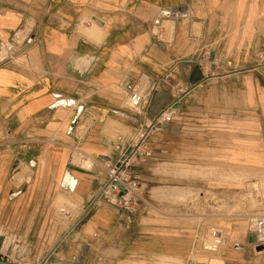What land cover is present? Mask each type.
<instances>
[{"label":"crops","instance_id":"1","mask_svg":"<svg viewBox=\"0 0 264 264\" xmlns=\"http://www.w3.org/2000/svg\"><path fill=\"white\" fill-rule=\"evenodd\" d=\"M4 40L0 223L23 219L53 264H192L201 225L191 247L187 216L176 236L168 221L133 231L131 213L97 198L164 108L171 120L150 131L137 170L156 188L196 187L230 208L264 175V0H0ZM131 84L145 90L138 110L125 104ZM22 169L28 179L12 181ZM227 232L203 264H264L248 229L232 222Z\"/></svg>","mask_w":264,"mask_h":264},{"label":"rangeland","instance_id":"2","mask_svg":"<svg viewBox=\"0 0 264 264\" xmlns=\"http://www.w3.org/2000/svg\"><path fill=\"white\" fill-rule=\"evenodd\" d=\"M19 32L14 36V39L20 43L21 37H19ZM11 46L8 41H0V59L9 52L8 49ZM146 80L143 79L139 82L138 86L143 88L146 85ZM125 104L129 106L127 97ZM138 137H135L137 140ZM134 142V140H133ZM143 148L141 147V152ZM83 156V155H78ZM146 157L136 158L129 161L126 169H120L118 172L124 177H128L136 182L134 190L136 195L132 197L131 203L128 205V208H122L117 204L119 209L124 210L125 212L131 213L132 217H135L133 225V231H138L141 228L147 225H150V222H156L160 225V222L173 223L174 235H179L176 233V225L180 223L181 216L185 215L188 217L189 221V231H190V241H192L191 247L193 245V233H195L196 226L201 225V228H198L197 237L195 239L194 248L189 253L188 258L192 261V264H203V261L206 259H211L213 257H218L221 249L226 245L228 239L229 226L232 222L238 223V225H243L244 230L250 232V224L253 218L256 215L264 214V175H260L259 181H255L253 184H247L243 188L242 192L244 193V201H237L233 204V207H222L220 204H214L213 202H204L208 197H215L214 195H209L210 192L205 190H199L198 188L190 189L186 192H172L171 190H165V187H155L157 180H149L150 172L147 170L145 173L139 174L138 165L140 163L147 161ZM138 163V164H137ZM92 166V163L90 167ZM111 169V167L109 168ZM16 172V171H15ZM14 172V173H15ZM21 175L16 179L15 177L12 181L16 180L19 182V179L22 181L28 179L29 172L27 169H22L20 171ZM163 177H158L160 180H164V173L162 172ZM133 175H136L134 178ZM140 175V176H139ZM143 176V177H142ZM142 177V178H141ZM147 177V179H145ZM145 182L146 185L142 183ZM159 182V181H158ZM158 189V190H156ZM103 199V197H101ZM189 198V199H188ZM106 199V198H105ZM187 200L188 203H187ZM71 208H65V210H70ZM56 217L48 218L46 221L52 225L56 220L61 216L59 213V208H56ZM207 215V219L204 224L203 216ZM168 216V219L166 218ZM12 225L6 226L4 224L5 219H2L3 223H0V259L8 260L18 264H53V256H50L52 249H39L36 246V243L33 241V234L31 232L28 234V239L25 238L26 234L25 228L22 227V224H19L23 219L13 218ZM145 222V223H142ZM147 222V223H146ZM204 226V227H203ZM138 227V228H135ZM202 231V232H201ZM219 231V232H217ZM213 232H217L216 235H213ZM148 235V234H147ZM252 235V234H251ZM45 236V235H44ZM48 236V235H47ZM55 238L52 234H49L47 240H52ZM7 244V246H5ZM257 254H264V245H259L256 248ZM85 251H78V261H82ZM89 253L90 251H86ZM94 255H97L99 251L93 250ZM146 252H149L146 250ZM143 255V252H142ZM137 258L139 254H136ZM37 259V261H35ZM144 261L140 263L143 264ZM173 264H184L181 260H174Z\"/></svg>","mask_w":264,"mask_h":264},{"label":"built area","instance_id":"3","mask_svg":"<svg viewBox=\"0 0 264 264\" xmlns=\"http://www.w3.org/2000/svg\"><path fill=\"white\" fill-rule=\"evenodd\" d=\"M126 97L129 101V107L133 110H138L145 98V90H140L135 85L131 84L127 86ZM173 114V109L170 107L162 109L157 115H155L150 123V125L139 135L138 141L130 146V151L127 155H122L116 165L110 166L108 169V179L102 185L100 192L97 196L112 200L115 204L122 208H128L131 203L132 197L136 195L134 186L136 182L128 177H124L118 171L126 169L129 161L141 157H149L150 150L147 143V137L152 129H155L157 124L166 123L171 120ZM143 150L141 152V148ZM126 151V150H125ZM124 151V152H125ZM124 154V153H123ZM109 167V168H110ZM121 190L124 193L121 194ZM250 233L255 238V245H264V214L256 215L250 224ZM219 232V231H217ZM217 232H213L216 233Z\"/></svg>","mask_w":264,"mask_h":264},{"label":"water","instance_id":"4","mask_svg":"<svg viewBox=\"0 0 264 264\" xmlns=\"http://www.w3.org/2000/svg\"><path fill=\"white\" fill-rule=\"evenodd\" d=\"M129 151H130V148H127L123 155H127ZM122 193H124V190H121V194ZM249 241L251 243H255V238H254L253 235H250ZM0 264H18V263H14V262H11V261H8V260L0 259Z\"/></svg>","mask_w":264,"mask_h":264},{"label":"bare ground","instance_id":"5","mask_svg":"<svg viewBox=\"0 0 264 264\" xmlns=\"http://www.w3.org/2000/svg\"><path fill=\"white\" fill-rule=\"evenodd\" d=\"M127 101H128V99H127ZM128 104H129V101H128ZM21 168H22V167H21ZM18 171H20V170H18ZM18 171H17V174H16V179H18V177L21 175V174H20L21 172L18 173ZM14 177H15V175H14ZM20 180H21V179H19V181H20ZM15 181H16V180H15Z\"/></svg>","mask_w":264,"mask_h":264}]
</instances>
